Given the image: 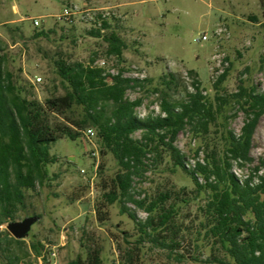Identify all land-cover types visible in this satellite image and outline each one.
<instances>
[{
  "label": "rangeland",
  "instance_id": "1",
  "mask_svg": "<svg viewBox=\"0 0 264 264\" xmlns=\"http://www.w3.org/2000/svg\"><path fill=\"white\" fill-rule=\"evenodd\" d=\"M73 5L107 9L109 28L95 36L102 22L94 26L81 15L72 23L60 21L63 9ZM41 31L47 36L37 37ZM111 32L125 42L121 60L108 52ZM61 59L92 67L105 61L106 73L142 80L141 87L125 94L127 100L141 101L135 108L140 120L164 115L165 99L173 105L187 101L197 81L213 107L215 123L208 134L195 133L188 124L175 140L192 169L206 152L221 151L226 130L241 133L247 116L233 96L240 87L264 92V9L259 0H0V72L13 76L22 97L43 104L53 94L63 95L55 72ZM223 73L225 79L215 86ZM37 77L42 81L36 82ZM80 132L75 140L63 137L51 145L55 162L48 165L49 179L26 191L24 204H17L11 216L0 214V264H28L51 248H57L62 264L94 249L101 251L102 264H127L120 248L132 247L138 239L135 221L121 214L118 204L102 210L104 221L97 212L119 167L111 154L101 153L96 135L89 139ZM141 136V131L133 134ZM163 148L149 154L145 173L134 177L132 194L141 199L170 192V201L180 202L181 217L192 230L205 198L197 196L181 168L173 172V161ZM251 157L252 162L242 165L232 161V172L243 179L264 162V114L254 133ZM126 206L138 221L147 218L133 203ZM29 216L38 217L29 235L15 239L7 225ZM33 242L40 243L39 253L32 250ZM142 246L132 264H209L207 253L196 247L188 232L181 238V249H162L147 241ZM178 254L183 255L180 261Z\"/></svg>",
  "mask_w": 264,
  "mask_h": 264
},
{
  "label": "trees",
  "instance_id": "2",
  "mask_svg": "<svg viewBox=\"0 0 264 264\" xmlns=\"http://www.w3.org/2000/svg\"><path fill=\"white\" fill-rule=\"evenodd\" d=\"M259 1L264 9V0ZM109 24L103 19L94 35L100 36L101 29H108ZM47 34L41 31L36 36ZM106 41L108 52L121 60L125 42L115 32ZM55 72L64 94H53L43 104L22 97L13 76L8 73L3 77L0 72L1 216H11L17 204H24L26 191L35 190L49 179L48 165L55 162L50 155L53 143L63 137L75 140L81 130L84 133L92 128L101 143V153L111 154L119 167L97 207L99 220L106 219L102 211L106 206L118 204L121 214L134 220L139 231L138 239L130 243L132 247L120 248L124 262L132 264L145 241L162 249H181V238L188 232L196 247L207 253L209 264H264V162L243 179L232 172L231 163L252 162L253 137L264 114V92L240 87L233 96L247 116L241 133L226 130L221 151L206 152L191 169L174 145L175 140L188 124L194 126L195 133L208 134L215 123L213 107L199 91L197 81L196 92L187 101L173 105L165 99L161 107L164 115L140 120L135 108L141 101L127 100L125 94L128 89L141 87L142 80L63 59L55 63ZM108 107L112 108L109 112ZM137 131L142 132L140 139L133 137ZM158 146L164 147L173 161V172L181 168L195 185L197 196L205 198L197 209L192 230L181 217L180 202L170 201V192L141 199L132 194L134 177L143 176L146 159ZM127 203L144 210L147 218L138 221ZM31 248L39 253L40 243L33 242ZM177 256L179 261L183 258ZM102 262L101 251L94 249L67 264Z\"/></svg>",
  "mask_w": 264,
  "mask_h": 264
},
{
  "label": "built area",
  "instance_id": "3",
  "mask_svg": "<svg viewBox=\"0 0 264 264\" xmlns=\"http://www.w3.org/2000/svg\"><path fill=\"white\" fill-rule=\"evenodd\" d=\"M77 15H81V18L85 19L86 21H91L93 22L94 26H97L98 24L100 25L102 20L105 19L107 15H109V11H107V9H101V8H97V9L86 8V7L79 8L78 6L73 5V6L65 7L61 12V14L58 16V19L66 23H72ZM33 23L35 26L40 25V21L38 19H34ZM202 39L206 40L207 37L203 36ZM100 64L102 65L99 66L103 68V66H105L106 63L105 61H101ZM134 69L136 70V67H134ZM112 72L113 71H111V73ZM108 79L110 80V77ZM41 81H42L41 77L36 78V82H41ZM84 135L90 139L91 137H94L96 133L92 128H89L84 131ZM92 154L93 156H96V153L94 151L92 152ZM97 168H98V163L95 166V171H97ZM28 264H62V263L59 259L57 248H51L35 256L34 259Z\"/></svg>",
  "mask_w": 264,
  "mask_h": 264
},
{
  "label": "water",
  "instance_id": "4",
  "mask_svg": "<svg viewBox=\"0 0 264 264\" xmlns=\"http://www.w3.org/2000/svg\"><path fill=\"white\" fill-rule=\"evenodd\" d=\"M37 220V216H29L22 221L9 223L7 229L15 239H24L29 235L32 225L36 223Z\"/></svg>",
  "mask_w": 264,
  "mask_h": 264
},
{
  "label": "crops",
  "instance_id": "5",
  "mask_svg": "<svg viewBox=\"0 0 264 264\" xmlns=\"http://www.w3.org/2000/svg\"><path fill=\"white\" fill-rule=\"evenodd\" d=\"M116 8V7H115ZM117 9V8H116ZM118 13H119V16H122V14L120 13V11H118Z\"/></svg>",
  "mask_w": 264,
  "mask_h": 264
}]
</instances>
